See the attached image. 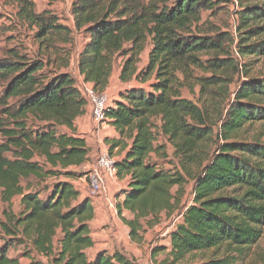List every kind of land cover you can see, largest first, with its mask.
<instances>
[{"label":"trees","instance_id":"trees-1","mask_svg":"<svg viewBox=\"0 0 264 264\" xmlns=\"http://www.w3.org/2000/svg\"><path fill=\"white\" fill-rule=\"evenodd\" d=\"M11 1L47 57L17 48L0 56V264H21L8 255L17 246L31 257L27 264H135L120 249L86 254L94 244V212L72 179L87 173L90 147L76 121L88 104L68 70L72 58L99 90L122 59L118 79L127 86L106 116L118 134L108 151L124 152L115 159L117 177L127 178L115 209L129 238L140 242L161 213H176L160 263L249 264L264 231V140L241 131L264 123V74L245 76L231 95L229 85L241 73L234 38L202 19L217 0H73V27L51 9L36 11L33 0ZM242 12L264 20V1ZM248 32H264V23ZM235 49L264 54V39ZM196 88L198 101L182 94ZM187 178L192 198L185 204ZM206 252L205 260L190 261Z\"/></svg>","mask_w":264,"mask_h":264},{"label":"rangeland","instance_id":"rangeland-1","mask_svg":"<svg viewBox=\"0 0 264 264\" xmlns=\"http://www.w3.org/2000/svg\"><path fill=\"white\" fill-rule=\"evenodd\" d=\"M72 1L73 0H33V2L35 3L36 11H40L44 8L51 9L62 22L67 24H69L71 21L70 5ZM263 1L264 0H217V6L214 11L202 12V19H208L209 21L220 27L222 30L229 31L234 38L233 55L241 62V73L235 75L233 82L229 85L231 95H233V92L239 82L245 79V76L257 77L264 74V54L251 52L242 56L237 54L235 49V46L237 44L248 45L264 39V32L259 34H252L248 32L249 28L263 24L264 20H259L255 18L254 15L249 13H240L244 10L245 6L261 4ZM233 11L236 12H234V17L236 18V20L232 18L231 12ZM15 12L16 5L13 1L0 0V56L3 55L9 48H17L19 51L25 52L29 56H40L46 59V51L40 48L38 40L34 37V28L20 22L15 17ZM241 21H243L242 24ZM234 24H237L235 28ZM81 42L83 41L80 40V44ZM149 47L150 44H147L145 49L148 50ZM145 53L146 52L144 50V52L142 53V57L140 58V61L138 63L139 67H142V65H144V63L146 62L145 59H147V57L145 58ZM121 60V58H118L114 64V74L111 75L110 81L112 87L106 91L109 96L108 104L111 103V97L116 94V89L119 86H127L126 83H122L120 80V83L118 82L117 74L118 67L121 64ZM68 70L75 78L76 83L80 84V80H78L77 78L75 65L69 66ZM182 94L194 101H198L197 88L195 89L194 94L190 93L187 89H183ZM245 127L246 128H243V130L241 131L242 136L246 137L247 139L258 137L264 140V123L256 122ZM217 129L218 125L214 128L215 132L217 131ZM160 140L162 141V139ZM214 145L216 144L212 143L210 145L211 150L214 148ZM166 147L171 157L172 148L169 145H167ZM104 149L108 151L107 146H104ZM98 153L99 149L97 150V154ZM167 166L168 165H166V167ZM82 169L84 170V168ZM192 184V178H187V182L184 185V192L181 196V203L188 204L191 201ZM175 189L176 187H173L172 191H175ZM112 200L113 199H111V201ZM18 208V198L14 197L12 200V209L14 212H16L18 211ZM1 209L2 204L0 203V210ZM173 214L167 215L163 213L161 215V220L159 221V223L155 224L156 226L154 225L152 227H148L144 231L143 238L140 242L133 241V243H128V245L120 246H126L127 250H124V248L120 247L118 249L122 250L125 253H129L130 257L134 259L137 264H149L150 262L160 263L164 258V254L157 253V255H155L156 257H153V255L154 253L156 254L158 250L157 248L163 244L165 236L161 234V231L171 225ZM21 250L22 246H17L14 249H10L8 255L19 256L20 263L25 264L30 260L31 257L22 256ZM32 254L34 255V258L41 259L42 261L47 262V257L38 255L34 252ZM209 256L210 252H206L201 255L194 256L190 259V261L197 263L201 260H205ZM248 262L249 264H264V231L257 243L252 247L251 256L249 257Z\"/></svg>","mask_w":264,"mask_h":264},{"label":"crops","instance_id":"crops-1","mask_svg":"<svg viewBox=\"0 0 264 264\" xmlns=\"http://www.w3.org/2000/svg\"><path fill=\"white\" fill-rule=\"evenodd\" d=\"M68 25L73 27L72 16H71V21ZM147 51L148 50L145 49V52H146L145 58L147 57ZM142 53L140 55V58L142 57ZM72 65H75L74 58H72L70 62V66ZM119 69H120V66L118 67V73H119ZM76 74H77L78 80L81 81L83 77L78 72L77 67H76ZM113 74H114V68L112 71V75ZM117 77H118V74H117ZM110 81H111V77L109 80L108 87L105 91L109 90L112 87V84H110ZM118 82L120 83L119 79H118ZM76 85L78 86L77 83ZM122 88H123L122 86H119L116 89L117 90L116 94H114L111 97L110 104L113 103V100L119 99V91ZM76 125H77L78 132L86 138L87 144L90 147L89 160L87 161L86 164L82 166L84 170H87L94 165L95 160H96L95 158H96L97 150L99 149L100 151L101 149H104V146L108 147L109 146L108 141H110L113 138H117L118 134L113 128V126H111V124L109 123V119H107L106 122L100 126L96 124L91 118L90 110L88 106H87V110L85 114L77 119ZM109 153L111 156H113L114 159H117V158H120L124 152L121 151L120 146H116L112 150H110ZM126 180H127L126 177L125 178L118 177L117 181H114L108 184L107 193L105 196L90 198V204L92 206L94 216L89 222V228H90V235L94 241V244L92 247H89L86 249V254L89 257H92L94 253L99 250H107L111 252L114 249H118L120 246L128 245V243H133V241L129 238V235H128V227L125 224H123V222L119 219V217L116 214L115 206L113 207V205L110 202L111 199H113L114 201H117L118 199L121 198V196L119 197L117 196L120 190L125 187ZM72 182L74 183L75 187L79 190L81 198L89 197L87 195V182L84 177L76 178L72 180ZM17 198L19 199V197ZM123 214L129 218L133 216L128 211H124ZM162 214L163 213H161V215ZM172 216H173L174 223H176L180 218V215L176 213H174ZM171 228L172 227L168 228V230H170ZM164 236H165V239L163 241V244L160 245L161 247L164 246V248L161 250H158L156 254L154 253L153 257H156L155 255H157V253L158 254L163 253L164 257L167 254V251L169 249V235L166 234ZM120 248H124V250H127L126 246L120 247ZM126 254L130 257L129 253H126ZM11 256H17V255H11ZM134 262L135 264H137L135 260Z\"/></svg>","mask_w":264,"mask_h":264},{"label":"built area","instance_id":"built-area-1","mask_svg":"<svg viewBox=\"0 0 264 264\" xmlns=\"http://www.w3.org/2000/svg\"><path fill=\"white\" fill-rule=\"evenodd\" d=\"M235 11L231 12L232 18L236 20ZM235 23V22H234ZM236 24H234V28ZM80 93L87 100L92 120L99 126L106 122V110L110 105L109 96L105 90L95 88L91 82L84 81L83 79L78 84ZM87 173L83 176L87 182V195L90 198L105 196L107 193V185L117 180V170L115 166V159L106 149H101L96 156L94 165L86 170ZM113 207L115 206L114 200L110 201ZM175 225L172 220L171 225L165 230L161 231L164 236L170 230L168 228ZM149 264H162L150 262Z\"/></svg>","mask_w":264,"mask_h":264}]
</instances>
